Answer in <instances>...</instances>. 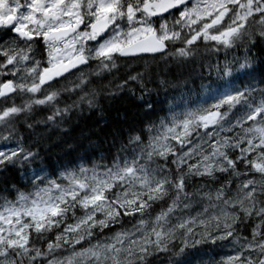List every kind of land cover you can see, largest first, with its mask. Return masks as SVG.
Listing matches in <instances>:
<instances>
[{"label": "snow or ice", "instance_id": "1", "mask_svg": "<svg viewBox=\"0 0 264 264\" xmlns=\"http://www.w3.org/2000/svg\"><path fill=\"white\" fill-rule=\"evenodd\" d=\"M146 56L187 92L155 119L144 73L96 86ZM129 81L144 115L109 121ZM85 110L100 118L75 158L29 176L44 132ZM0 141V173L32 188L0 193V264H215L223 247L219 264H264V0H0Z\"/></svg>", "mask_w": 264, "mask_h": 264}, {"label": "trees", "instance_id": "2", "mask_svg": "<svg viewBox=\"0 0 264 264\" xmlns=\"http://www.w3.org/2000/svg\"><path fill=\"white\" fill-rule=\"evenodd\" d=\"M201 54L207 56L208 60L211 61L217 59V55L205 52L204 49H201ZM218 55L222 60L225 53L221 51ZM233 55H243V50L240 49L229 52L228 58L231 59ZM206 62L208 61L206 60L205 63ZM117 63L118 69L113 70V73L107 75L106 78L97 80L96 86L103 87L108 85L109 81H112L113 85L117 83L123 84L129 73L131 75H136L137 72L144 73V83L148 90L145 94V99L152 101L154 104L155 112L152 116L153 119H155L156 116L162 117L167 115V110L174 101L180 103L182 93L185 97L187 96L182 81L177 85L174 80L175 70L173 69L170 72L161 60H152L151 57L146 56L144 59H122ZM198 70L197 67V71ZM185 74H187V72ZM160 80H168L172 83L165 88L164 86L159 85ZM128 89L134 90L136 96L141 94L140 84L135 81H129L125 86V91L118 97V99L111 103V107H109L108 102H104V116L109 121L115 117L118 109L120 111H127L130 116H133L136 119L143 117L144 113L139 107V101L132 96V93L129 92ZM194 95L195 90H193V97ZM68 102L71 101L69 100ZM17 103H20L19 98L17 99ZM99 118V113H89L85 110L82 116L77 114L69 124L63 126L68 129L66 133L60 130H52L50 132L45 131V138L40 141L41 158L27 167L26 171L28 175L31 176L33 170H38L41 167H46L51 171L52 169L59 168L62 164H67L69 160L74 159L77 153H66V145L69 143H78L81 135L86 134L92 129ZM18 127L21 133L27 137V131H25L20 125H18ZM2 144L3 142L0 141V145ZM79 154L83 155L84 153L81 151ZM88 155L91 156L92 153L89 152ZM12 184L21 187V190L32 191L31 186L27 185L26 178L22 177L20 172L16 169L10 170L6 173H0V193L3 192L4 188L11 187ZM217 250V248L214 249L210 255L216 258L215 256L218 253Z\"/></svg>", "mask_w": 264, "mask_h": 264}, {"label": "rangeland", "instance_id": "3", "mask_svg": "<svg viewBox=\"0 0 264 264\" xmlns=\"http://www.w3.org/2000/svg\"><path fill=\"white\" fill-rule=\"evenodd\" d=\"M218 253L214 258L215 264H219V262L226 259L227 255L231 252V247H223V248H217ZM214 257V256H213Z\"/></svg>", "mask_w": 264, "mask_h": 264}, {"label": "bare ground", "instance_id": "4", "mask_svg": "<svg viewBox=\"0 0 264 264\" xmlns=\"http://www.w3.org/2000/svg\"><path fill=\"white\" fill-rule=\"evenodd\" d=\"M9 181V180H8Z\"/></svg>", "mask_w": 264, "mask_h": 264}]
</instances>
